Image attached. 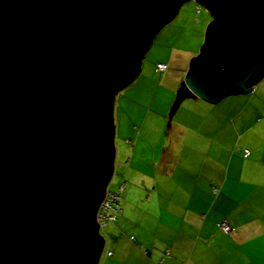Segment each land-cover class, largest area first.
Segmentation results:
<instances>
[{
	"label": "water",
	"instance_id": "95a60500",
	"mask_svg": "<svg viewBox=\"0 0 264 264\" xmlns=\"http://www.w3.org/2000/svg\"><path fill=\"white\" fill-rule=\"evenodd\" d=\"M190 1L211 20L172 110L252 90L264 0H0V264H98L114 96Z\"/></svg>",
	"mask_w": 264,
	"mask_h": 264
},
{
	"label": "crops",
	"instance_id": "0c3cea01",
	"mask_svg": "<svg viewBox=\"0 0 264 264\" xmlns=\"http://www.w3.org/2000/svg\"><path fill=\"white\" fill-rule=\"evenodd\" d=\"M188 56L172 50L167 61L160 62L167 66L160 73L180 69L184 76ZM165 85L176 93L178 84ZM236 97L224 96L214 103H218L216 113L199 99H186L176 119L172 117L181 103L164 118L161 114L169 104L173 107L174 99L163 102L160 115L155 116L168 119L169 126L167 132L158 133L156 156L152 146L158 143L156 132H146L154 124L151 116L142 122L145 132L139 129L124 137L132 152L139 143L153 142L147 147L153 152L151 159L145 163L151 170L147 174L135 170L144 178L129 176L128 192V183H122L120 213L113 224L102 227L110 252L102 264H264V210L258 214L257 193L253 199L246 193L250 178L261 171V164L250 158L258 153L248 145L251 141L235 148L237 154L229 143L232 132L241 127L238 122L248 129V119L237 122L243 116L242 108H236ZM137 154L136 167L144 159L142 153ZM221 221L230 226L229 233L217 228Z\"/></svg>",
	"mask_w": 264,
	"mask_h": 264
},
{
	"label": "rangeland",
	"instance_id": "374dc122",
	"mask_svg": "<svg viewBox=\"0 0 264 264\" xmlns=\"http://www.w3.org/2000/svg\"><path fill=\"white\" fill-rule=\"evenodd\" d=\"M210 20L211 16L204 7H202L200 13H197L192 1L181 5L175 18L157 33L143 54L140 62V70L135 80L115 94L112 106L113 129L114 132L119 134V136H116V138L114 136L113 138L115 154L112 177L107 184L108 190L116 192L118 186L125 181L128 183L126 188V191L128 192L130 190L129 176H133L134 178H144L139 175L140 172L134 174L135 170L141 171L145 174L151 170L147 169V164L145 163L151 159L153 152L151 149H147V147L153 142L149 144L144 142H142V144L139 143L140 145L134 152H132L129 144L124 140V137L129 133L133 136L136 132H139V129L145 132L146 127H142V122L145 121L147 115L151 116L149 120L154 118V124L153 127L147 128L146 132H156L154 134L156 136L154 139L156 142L158 141V143L154 142L152 144V146H155L156 151L154 156H156L158 152L156 148L161 139L157 136L159 132L168 131V119H165L164 121V118L168 117L172 108L169 104L165 112L161 114L164 118L156 117L155 114L160 115L163 107L162 103L166 102V100L167 102L168 100L169 102H172L175 96V89L171 88V90H169L165 84L174 83V85H179L184 77L183 75L181 76L180 69H172L166 73H160L155 69L156 64L162 61H167L168 55L172 50L175 52L181 51L189 53L190 57L188 56V60L192 56H195L200 50V46L204 39L205 28ZM254 87V89L245 94L228 95L231 97L237 96L236 103L239 107L236 108H242L240 114L243 117H238L237 122L239 119L245 118L243 119L244 122L248 119L246 124V126L248 125V129L241 125L242 122H238V126L241 127L239 129L235 128L234 132H238V134L232 132L229 143L232 144V148L234 149L235 154H237L235 148L239 149L242 144L251 141L252 144L248 143V145L252 146V148L258 153L254 155L252 154V157L250 158L251 161L256 160L258 165L261 164V166L258 167L261 168V171L258 175L250 178L249 183L253 185L252 187L250 184L248 185L246 193L248 195L250 194L251 199H253V194H258L256 198L259 199V214L264 210V74L255 83ZM186 102V99L183 102H180L181 105L179 112L177 111L178 113L175 114V117L173 115L172 119H176L182 115V106ZM206 104L208 108H214L215 113L218 111V103ZM237 110L238 109H235V112H237ZM245 132H248L249 134L248 136L243 137ZM139 152L143 154L144 159L143 164L137 165L138 167H136L135 156L138 155L137 153ZM131 154L134 156L130 164L131 168H128V160ZM251 163L252 162H250V164ZM133 166L134 168H132ZM249 176L250 175H248V177ZM122 194L119 199L122 198ZM118 205H120L119 201ZM261 219L264 221V216H262ZM99 233L105 239L103 251L106 252L107 239L105 229L101 228ZM104 256L105 255L102 253L98 264L103 263Z\"/></svg>",
	"mask_w": 264,
	"mask_h": 264
},
{
	"label": "built area",
	"instance_id": "2783aa9c",
	"mask_svg": "<svg viewBox=\"0 0 264 264\" xmlns=\"http://www.w3.org/2000/svg\"><path fill=\"white\" fill-rule=\"evenodd\" d=\"M195 11L198 12V7H195ZM156 70L159 72H162L166 70V65L157 64ZM247 155H248V152L244 151L243 156L246 157ZM123 188H124L123 184H120L116 192H114V191L108 190L106 187L103 198L100 201V204L96 212V217H95V221L99 228V231L103 226L107 224H113L116 221L117 215L120 213V207L118 205V200H119L120 194L123 191ZM217 228L224 233H229L231 231L230 226L225 221L219 222L217 224ZM102 253L105 256L110 255V252L108 251L106 252L102 251Z\"/></svg>",
	"mask_w": 264,
	"mask_h": 264
},
{
	"label": "trees",
	"instance_id": "16d2710c",
	"mask_svg": "<svg viewBox=\"0 0 264 264\" xmlns=\"http://www.w3.org/2000/svg\"><path fill=\"white\" fill-rule=\"evenodd\" d=\"M192 2H193V1H192ZM193 3H194V8H195V7H198V12H197V13H200V11H201V9H202L203 6L200 5V4H198V3H196V2H193ZM206 10H207V9H206ZM207 11H208V10H207ZM208 12H209V11H208ZM208 25H209V24H208ZM157 64H163V63H157ZM157 64H156V65H157ZM163 65H165V64H163ZM155 69H156V68H155ZM244 151H247V150H244ZM244 151H243V153H244ZM121 194H122V193H121ZM121 194H120V195H121ZM118 201H119V200H118ZM117 216H118V215H117ZM116 219H117V218H116Z\"/></svg>",
	"mask_w": 264,
	"mask_h": 264
}]
</instances>
